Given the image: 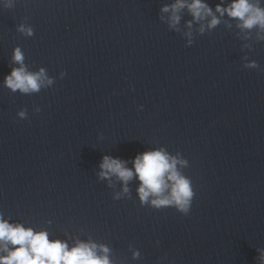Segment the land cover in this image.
<instances>
[{"label": "clouds", "instance_id": "clouds-1", "mask_svg": "<svg viewBox=\"0 0 264 264\" xmlns=\"http://www.w3.org/2000/svg\"><path fill=\"white\" fill-rule=\"evenodd\" d=\"M10 6V5H9ZM187 8L193 20L200 22L210 17L207 24L208 29H214L220 19L213 14L212 9L203 0H176L172 5H165L161 11L171 12L169 27L175 28L180 22L178 14ZM216 12L223 16L238 21L237 27L241 30L258 29V40H264V7L260 0H232L227 7L216 5ZM188 27H192L191 21ZM18 30L26 36L33 35V29L20 25ZM201 33L205 26L201 24ZM189 39L186 46H191L194 41L191 32L186 34ZM13 60L19 65L11 70L4 78L5 86L12 92L19 91L22 94L38 93L42 88L53 84V80L46 75L45 69L38 72H29L24 64V54L19 47L14 49ZM247 69H259L257 61L252 60L244 65ZM64 72L61 73L63 77ZM40 111V109H37ZM20 118H26V110L18 113ZM125 161L104 156L100 164L101 178L115 175L125 185L124 192H128L127 183L132 179L134 173L125 167ZM178 161L161 150L147 151L136 156L133 161L135 175L141 184L138 194L141 203L148 201L149 197H155L151 204L156 208L175 206L180 212L187 214L193 197L190 181L180 175L176 169ZM118 198V197H117ZM0 242L3 243L4 251L7 253L0 256V264H113L109 259V248L105 245H97L92 242H77L69 249L66 242L60 240L50 241L45 231L34 232L31 228H24L20 224L12 225L0 218ZM14 247L9 249L8 245ZM102 254H98V250ZM139 252H133V258H137ZM261 264H264V252L260 255Z\"/></svg>", "mask_w": 264, "mask_h": 264}]
</instances>
